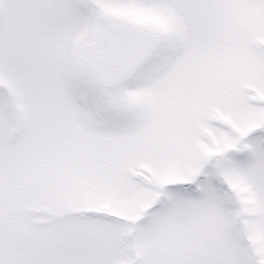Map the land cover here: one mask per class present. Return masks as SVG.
<instances>
[{"label":"snow or ice","instance_id":"1","mask_svg":"<svg viewBox=\"0 0 264 264\" xmlns=\"http://www.w3.org/2000/svg\"><path fill=\"white\" fill-rule=\"evenodd\" d=\"M0 264H264V0H0Z\"/></svg>","mask_w":264,"mask_h":264}]
</instances>
